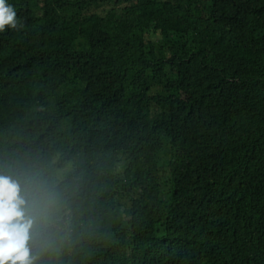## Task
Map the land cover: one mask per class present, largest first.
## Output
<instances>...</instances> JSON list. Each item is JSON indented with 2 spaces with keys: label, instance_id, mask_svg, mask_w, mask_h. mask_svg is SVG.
<instances>
[{
  "label": "trees",
  "instance_id": "1",
  "mask_svg": "<svg viewBox=\"0 0 264 264\" xmlns=\"http://www.w3.org/2000/svg\"><path fill=\"white\" fill-rule=\"evenodd\" d=\"M7 3L0 175L57 199L34 264H264V0Z\"/></svg>",
  "mask_w": 264,
  "mask_h": 264
},
{
  "label": "clouds",
  "instance_id": "2",
  "mask_svg": "<svg viewBox=\"0 0 264 264\" xmlns=\"http://www.w3.org/2000/svg\"><path fill=\"white\" fill-rule=\"evenodd\" d=\"M23 27L7 0H0V32ZM57 204L56 194L21 186V181L0 175V264H34L30 242L46 224Z\"/></svg>",
  "mask_w": 264,
  "mask_h": 264
},
{
  "label": "rangeland",
  "instance_id": "3",
  "mask_svg": "<svg viewBox=\"0 0 264 264\" xmlns=\"http://www.w3.org/2000/svg\"><path fill=\"white\" fill-rule=\"evenodd\" d=\"M61 179V178H60Z\"/></svg>",
  "mask_w": 264,
  "mask_h": 264
}]
</instances>
